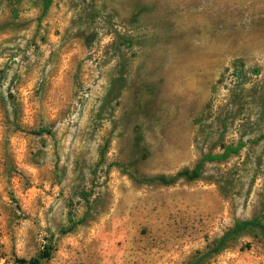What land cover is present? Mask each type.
Segmentation results:
<instances>
[{
    "label": "rangeland",
    "instance_id": "obj_1",
    "mask_svg": "<svg viewBox=\"0 0 264 264\" xmlns=\"http://www.w3.org/2000/svg\"><path fill=\"white\" fill-rule=\"evenodd\" d=\"M43 5L0 0V264H264L210 253L264 226V0Z\"/></svg>",
    "mask_w": 264,
    "mask_h": 264
},
{
    "label": "trees",
    "instance_id": "obj_2",
    "mask_svg": "<svg viewBox=\"0 0 264 264\" xmlns=\"http://www.w3.org/2000/svg\"><path fill=\"white\" fill-rule=\"evenodd\" d=\"M51 0H44V5H43V11H45L49 5H50ZM232 148H228L226 150L225 155L228 154V151L231 150ZM224 155V156H225ZM221 156L220 158L224 157ZM211 159L209 156L204 157L200 160L199 163L196 164V166L192 170H182L179 172L176 176L172 178H165L163 176H158L155 178H149V179H144L141 180L143 183H152V182H157L162 185H172L175 183V181L182 177L185 178L186 180L192 181L199 179L201 177V171L204 166V162L206 160ZM250 229H259L263 234H264V226L258 222L256 219L251 220V221H244V222H237L235 223L234 227L230 229L228 232H226L217 242L215 247L211 250V254H217L219 253L222 249H224L227 245V243L231 240H234L237 238V236L247 230ZM53 249L50 246H45L36 256L30 258L28 261L25 260H18V264H43L44 261L48 260L51 256ZM206 256H201L198 258H195L192 262L188 264H202L203 261L205 260Z\"/></svg>",
    "mask_w": 264,
    "mask_h": 264
}]
</instances>
